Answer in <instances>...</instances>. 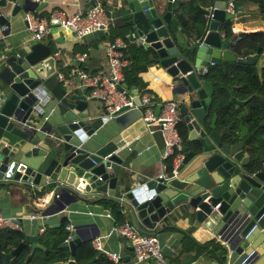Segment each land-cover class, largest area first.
Here are the masks:
<instances>
[{"label":"water","instance_id":"water-1","mask_svg":"<svg viewBox=\"0 0 264 264\" xmlns=\"http://www.w3.org/2000/svg\"><path fill=\"white\" fill-rule=\"evenodd\" d=\"M119 1L124 25L144 48L152 50L151 59L169 77L170 94L186 127L187 143L185 148L182 144V157L174 171L145 178L126 173L122 163L142 140L141 135L152 137L163 151L160 131H147L138 116L120 119L117 128L96 135L104 122L103 112L91 107L100 98L72 87H54L50 78L57 54L39 41L0 55V188L18 187L32 195L47 193L44 215L67 214V207L78 200L111 201L127 209L134 226L147 234L155 232L142 226L152 229L165 217L176 218V227L186 233L206 230V238L219 234L214 254L224 257L223 264H264V149L261 156L254 154L256 145L252 147V141L244 138L235 120L218 128L217 113L208 117L215 92L212 76L218 67L222 68L219 89L223 73L232 63H255L261 75L264 51L260 45L254 53L246 47L254 31L232 30L233 18L254 12H226V0H213L207 8L197 6L205 18L204 29L199 37L190 39L172 12L173 0L165 4L161 0ZM8 3L0 0L1 24L19 9L16 4L9 14L2 12ZM52 32L61 37L56 28ZM95 34L103 37L104 31ZM131 92L138 103L136 90ZM38 98L51 105L55 115L35 130L27 122L37 117L33 105ZM231 103L245 102L230 96L227 105ZM160 107L161 103L155 115ZM126 110L124 107L122 112ZM138 110L141 114L142 107ZM125 181L128 183L122 186ZM99 231L95 221L73 224L70 238L59 244L69 249L70 257L53 264H77V247ZM28 245L27 261L36 249H44L39 235L23 234L12 250H0L3 264H9Z\"/></svg>","mask_w":264,"mask_h":264},{"label":"crops","instance_id":"crops-1","mask_svg":"<svg viewBox=\"0 0 264 264\" xmlns=\"http://www.w3.org/2000/svg\"><path fill=\"white\" fill-rule=\"evenodd\" d=\"M8 1V6H5L2 9V12H7L9 14L13 5L16 4L19 5V9H16L17 11L14 16H10L7 23H0L1 29L6 34V37L0 40V55L6 53L8 50L11 51L12 47H17L23 44V42H27L29 34L25 26L23 13L28 8L37 12L38 14H46L51 8H62L68 12H72L79 8L85 10L93 5L91 4L93 0ZM94 2H101L111 5V14L114 16L115 20V25L112 27L111 34H119L123 37L124 34L131 33V30L124 25L123 18L121 17L122 2L120 3L119 0H95ZM165 2L166 0H161L162 4H165ZM212 3L213 0H197L196 8L197 6L207 8L211 6ZM237 6L238 9L236 12H254V14H252V25L246 26L245 28L236 26V17L232 19V26H234L237 32L254 31V33H256L262 32V30H264V11L260 3L252 0H239L237 2ZM61 33V37H59L57 32H51L46 38L41 40L51 48V53L58 52L56 55V70L53 75H56V72L59 70L64 73L67 72L68 74L74 63H77L76 55L84 52L88 54L83 66L85 70L93 72L99 68L105 69L107 67L106 46L111 40V36L104 35L103 37H99L96 34H92L79 39L72 33L63 31H61ZM126 41L127 44L123 50H125L127 55L126 58L129 60V64L127 66L133 65V68H135L138 72V76L145 84V87L153 90L160 98L173 99L174 97L170 94V86L168 85L169 77L154 62L149 63V61L144 58L141 53L140 46H137L134 42L129 40V38H126ZM95 44H97V46H95ZM248 70L252 73V65ZM53 75L50 78L52 85L54 87L60 88L62 84L58 81L57 77H54ZM74 80V84L77 85V87L74 88V91L78 89L86 91V95L88 96L87 90L78 83L77 79ZM230 80L233 81V78ZM140 86L141 85H138L135 88L137 90L143 89V87ZM214 86H216L215 83ZM228 95L231 96L230 91ZM43 106L47 112L53 108L48 103ZM229 106V111L235 113V110L232 107L233 105ZM231 107L234 112L231 111ZM91 108L95 111H102V102L96 100ZM138 111L139 110L136 108H130L125 112H121L113 118L104 121L96 129V135L106 134L111 129L117 128V123L120 119L141 116ZM235 114L238 117L241 116L239 110ZM54 115V113L49 115V119L51 121L53 120ZM48 122L49 120L47 123ZM260 128L264 127L260 126ZM141 138L142 140L137 143L136 148L131 150V152L125 157L122 163L124 170L126 173L137 178L159 176L162 172V152L152 137H143V135H141ZM258 138L260 137H255V143L257 142ZM249 139H252V136H250ZM146 146L148 147L146 148ZM120 169H123V167ZM127 183L128 181H125L121 184L124 186ZM34 196L35 195H32V193L18 187L12 189H3L2 187L0 188V211L4 215L14 219V221L20 226V230L18 231L21 232L22 235L28 233L37 234L39 235V241L41 242L40 236H51L54 234V232H58L59 234L61 231L63 217L66 219V223L70 222L75 225L81 224L85 221H95L99 225L100 231L94 238L98 237L100 239L102 248L109 251L118 252L123 258L131 257L132 249L130 243L127 240L121 238L120 235L113 232L111 229L112 226L117 223L129 222L133 224L129 211L124 207L120 208L123 221H120V218L115 215L111 204L107 201L89 203L82 200L71 203L67 207V214L63 211H59L51 215H43L41 218L30 219V214H32L35 210L33 205ZM106 212L110 213V215H106ZM177 220L178 219L176 218L170 219L165 217L163 223L156 225L152 229H148L142 225L141 226L146 230L155 232L154 235H156L164 256L176 264H223V262H220V260L215 256L214 250H212L214 248V244L208 243L211 240L220 242L216 234H212L211 238H206L204 237V231L206 230L195 233H186L182 229L176 227L177 224H179L177 223ZM41 226L45 227L43 232L39 231ZM92 240L90 241L94 251L106 257V255L101 250L95 249L93 247ZM201 244L205 247H202ZM93 260L94 259L90 260L89 262L92 261L93 263ZM142 264H153V261L147 260Z\"/></svg>","mask_w":264,"mask_h":264},{"label":"built area","instance_id":"built-area-1","mask_svg":"<svg viewBox=\"0 0 264 264\" xmlns=\"http://www.w3.org/2000/svg\"><path fill=\"white\" fill-rule=\"evenodd\" d=\"M39 1V0H27ZM239 0H226L225 10L229 13H235L238 9L237 2ZM111 5L97 2L87 9L81 8L68 12L62 8H51L46 14H38L28 8L23 13V19L26 29L29 34L27 42L31 44L39 42L46 38L53 28L58 31L69 32L75 37L81 39L88 34H95L97 30L102 29L104 35L111 36V40L106 46L107 67L99 68L93 72L87 71L78 63L84 61L88 54L81 53L76 55L77 63L70 68L66 75L61 70L56 72V77L62 86L76 88L74 84L77 79L78 83L87 90L88 96L100 98L103 106V121H107L117 114L122 112V109L142 107L141 118L145 125V129L149 132L160 131L163 141L162 151V172L161 175H167V166L165 159L172 156V167L174 171L179 159L182 157V141L178 130V122L180 118L179 110L177 109V101L175 99L160 98L153 90L146 87L140 89L138 94V103L133 100V93L125 83L124 69L129 64L123 48L126 46V38L134 42L137 46L141 45V41L132 34H124L123 37L119 34H111L112 27L115 25L114 16L111 14ZM232 30L235 32L234 26ZM6 34L0 27V40L4 39ZM58 52H55L56 55ZM157 78V77H156ZM125 84V86H122ZM3 96V89L0 85V98ZM161 103V107L157 115L155 109ZM44 101L38 98L33 105V112L36 114V119L27 122L35 130H40L43 123L49 119V112L44 109ZM148 146H146L147 148ZM33 205L35 210L30 214V219L43 217V207L49 200L47 193L34 194ZM106 215L110 213L106 212ZM73 224L67 222L65 230L67 232L65 240L70 238V230ZM1 229H16L20 230V226L13 218L4 215L0 211V230ZM44 226H41L39 231L43 232ZM112 231L120 235L121 238L127 240L132 249V255L127 260H124L118 252L109 251L102 248L98 237L92 240V245L95 249L101 250L110 260L109 264H142L147 260L153 261V264H176L168 260L158 243L156 235L141 233L133 224L129 222L117 223L112 226ZM221 240L220 235L216 234ZM194 264V263H186Z\"/></svg>","mask_w":264,"mask_h":264},{"label":"trees","instance_id":"trees-1","mask_svg":"<svg viewBox=\"0 0 264 264\" xmlns=\"http://www.w3.org/2000/svg\"><path fill=\"white\" fill-rule=\"evenodd\" d=\"M252 1H257L258 3H260L264 11V0H252ZM196 4H197V0H173L172 3V12L179 21V24L182 27L183 32L190 39L199 37L203 33V29H204L205 18L204 15L196 8ZM229 27L230 25L226 24L225 28L228 34H231ZM256 45H263L264 47V32L254 33L252 35V41L248 40L246 47L247 49L252 51V49H254ZM140 48L144 58L148 60L149 63H152L153 62V60L151 59L152 50L146 49L142 45H140ZM123 51L124 54L126 55L125 50ZM78 66H81L83 68L84 61L78 63ZM249 68H251V65L232 63L230 69L231 72H235L236 70L247 71ZM221 70L222 68L218 67V69H216L215 73L212 76V80L214 81L216 86H215V92L211 97L212 98L211 103L209 104L208 107L209 118H211L213 113L215 112L218 115L217 118L218 128H220L224 124L229 123L230 121L235 120L234 113L229 112L228 107H226V105L224 107H222L221 105L222 96H221V91L218 88V82H217ZM124 73H125V83L128 88L136 89L135 87H137L138 85H141L140 87H143V89L146 88L145 84L141 81V78L138 76V72L136 71L135 68H133V65L131 66L129 65L125 67ZM137 91L139 92V90ZM227 97L228 95L225 97V100L227 99ZM226 108H227V112H226L227 114H225V119H224L222 113L226 111L225 110ZM256 114H257L256 117V123H257L259 118H261L260 116L264 114V111L257 109ZM258 128L256 131V137H260V138H258L256 142V150L254 154L261 156L264 149V128H260V126H258ZM178 130L180 133L183 148H185V145L187 143L186 140L187 131L181 117L179 118V122H178ZM165 163L167 166V171L170 172L172 167V156H169L167 159H165ZM107 202L111 204L113 212L118 218H120V221H123L122 219L123 216L120 211L121 207L118 204L113 203L111 201H107ZM65 224H66V219L63 217L61 224V231L59 232V234L58 232H54V234H52L51 236H40V240H41L40 243L44 245L45 249L44 250L36 249L35 250L36 252L32 254V257L29 261H27L26 258L30 252V245L26 246L25 248H22L21 251L10 260L9 264H53L67 260L70 257L69 249L66 247L59 246V244L63 241V239L67 235V232L64 228ZM22 238H23L22 233L16 229H1L0 250L4 252H8L12 250L18 244V242L22 240ZM208 243L214 244V248L212 250H216L219 248V244H218L219 242L211 240ZM202 247L205 246L202 245ZM74 258L76 259L77 264H88V262L92 259H94L92 264H109V260L104 255L96 253L94 251V249L91 246V241L81 243L76 249V255ZM218 259L220 260V262H223L224 257L222 256L221 258ZM0 264H3L2 258H0Z\"/></svg>","mask_w":264,"mask_h":264},{"label":"flooded vegetation","instance_id":"flooded-vegetation-1","mask_svg":"<svg viewBox=\"0 0 264 264\" xmlns=\"http://www.w3.org/2000/svg\"><path fill=\"white\" fill-rule=\"evenodd\" d=\"M260 46L261 49L264 48L263 45ZM255 49L256 47L252 49V53H254ZM251 65L252 73L249 70H236L235 72H231V69H228L220 80V90L222 93V107L228 103L230 95H228L226 100L225 97L229 91L231 96H235L237 100H244L245 103L243 105L235 106V103H231L230 105H233L232 107L235 113L238 110L240 111V117L234 113L236 116L235 124L237 127L242 128L244 138L249 139L252 136V139L249 140L252 141V147H254L256 145L254 139L257 128L258 126L264 127V114L260 116L261 118L256 123L257 109L264 111V65L261 70V75L258 74L255 63ZM232 78L233 81L230 80ZM227 107L229 108L230 106L227 105ZM232 107L231 111H233Z\"/></svg>","mask_w":264,"mask_h":264},{"label":"rangeland","instance_id":"rangeland-1","mask_svg":"<svg viewBox=\"0 0 264 264\" xmlns=\"http://www.w3.org/2000/svg\"><path fill=\"white\" fill-rule=\"evenodd\" d=\"M235 21H236V26H239L240 28H245L246 26L252 25V15L236 16ZM65 74L67 75V72ZM53 76L55 77L56 75Z\"/></svg>","mask_w":264,"mask_h":264}]
</instances>
